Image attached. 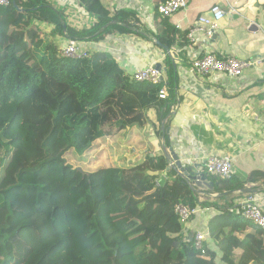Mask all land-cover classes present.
<instances>
[{"label":"trees","instance_id":"1","mask_svg":"<svg viewBox=\"0 0 264 264\" xmlns=\"http://www.w3.org/2000/svg\"><path fill=\"white\" fill-rule=\"evenodd\" d=\"M13 2L0 7V264H264V234L232 194L212 200L173 170L156 187L169 164L143 129L149 108L167 109L164 120L178 101L172 58L162 99L161 86L136 83L108 52L60 56L61 40L140 34L100 0H79L96 18L82 29L48 0ZM154 38L167 47L174 36ZM208 179L233 193L264 184V172ZM177 204L214 209L204 252ZM36 217L47 235L25 224Z\"/></svg>","mask_w":264,"mask_h":264},{"label":"crops","instance_id":"2","mask_svg":"<svg viewBox=\"0 0 264 264\" xmlns=\"http://www.w3.org/2000/svg\"><path fill=\"white\" fill-rule=\"evenodd\" d=\"M48 1L64 10L78 29L90 27L96 20L79 0ZM164 1L100 0L112 17L116 13L122 16L120 24L139 28V35L116 33L100 42L103 48L98 51L110 53L126 75L132 77L137 70L160 64L166 78L168 58H172L178 78V101L164 120L159 115L167 109L152 107L146 111L148 122L143 132L155 153L164 156L165 148H173L183 163L198 166L199 172H204L203 164L211 155L231 157L233 175L241 179L254 171L264 172V65L258 71L248 70L236 81L224 76L196 77L189 72L194 55L215 53L240 60L264 57V0H187V8L169 19H163L157 11ZM214 5L227 12L215 39H201L193 49L183 47L187 45V30L200 16L209 15ZM156 35L164 39L173 35L174 39L165 47L158 44ZM82 44L94 48L93 42ZM169 173L171 170L163 175ZM193 187L199 192L214 193L210 195L212 200L232 194L236 204L247 194H264V184L259 183L247 184L244 191L233 193L220 187V194L214 185L213 190ZM214 213L213 208L202 209L187 225L186 236L192 238L196 231L207 228Z\"/></svg>","mask_w":264,"mask_h":264},{"label":"built area","instance_id":"3","mask_svg":"<svg viewBox=\"0 0 264 264\" xmlns=\"http://www.w3.org/2000/svg\"><path fill=\"white\" fill-rule=\"evenodd\" d=\"M11 0H0V7H8ZM187 8V0H166L157 7L158 14L163 19L172 18L177 13ZM231 11H235L231 9ZM226 11L218 5L212 6L209 15L200 16L196 23L187 30L186 48L193 49L201 39L205 41H213L217 32L221 28V22L226 17ZM94 48L86 46L81 42L68 40L60 45V56L70 60H84L90 58L103 46L100 42H93ZM264 65V57H258L250 60H240L235 57H220L215 53H207L204 55H194L190 63L189 72L193 76L213 77L220 79L221 76L229 80H239L243 78L248 70H257ZM136 83H149L161 86L160 97L167 99L169 94L167 90V81L163 76V72L150 66L137 70L133 76ZM204 172L209 177L219 179H230L233 175V160L229 156L211 155L204 162ZM166 179L162 175L156 181V187H161L162 182ZM241 216L254 224L264 234V194L251 193L245 195L238 203ZM201 210H191L184 204H177L174 213L180 223L184 226L190 223L193 216H197ZM209 231L206 227L196 231L192 236L194 248L197 251L204 252Z\"/></svg>","mask_w":264,"mask_h":264},{"label":"water","instance_id":"4","mask_svg":"<svg viewBox=\"0 0 264 264\" xmlns=\"http://www.w3.org/2000/svg\"><path fill=\"white\" fill-rule=\"evenodd\" d=\"M13 4L14 6L17 5L16 0H14ZM155 69L162 71L160 64H157ZM163 129H165L164 125ZM164 156L169 164L165 173H168L170 170H174L180 177L183 178L185 183L193 185L201 190H213V184L209 182L208 175L204 172H199L198 166L196 165L191 166L183 163L180 156L174 152L173 148H165Z\"/></svg>","mask_w":264,"mask_h":264},{"label":"rangeland","instance_id":"5","mask_svg":"<svg viewBox=\"0 0 264 264\" xmlns=\"http://www.w3.org/2000/svg\"><path fill=\"white\" fill-rule=\"evenodd\" d=\"M71 20V18H70ZM64 44V42H61L60 45ZM258 71V70H257ZM260 72V71H259ZM253 78H255V76H253ZM25 224H27V226L32 225L33 227H35L36 229L38 228L39 232L41 234H43L45 231V235H47V229H46V221L44 220L43 217H36L34 219H32L29 222H26ZM37 242V240H36ZM35 242V243H36Z\"/></svg>","mask_w":264,"mask_h":264},{"label":"clouds","instance_id":"6","mask_svg":"<svg viewBox=\"0 0 264 264\" xmlns=\"http://www.w3.org/2000/svg\"><path fill=\"white\" fill-rule=\"evenodd\" d=\"M163 175V174H162ZM167 177V176H166ZM191 240H192V238H191Z\"/></svg>","mask_w":264,"mask_h":264}]
</instances>
